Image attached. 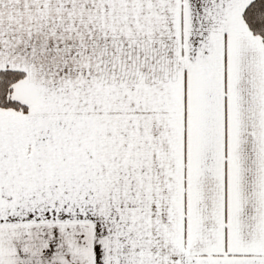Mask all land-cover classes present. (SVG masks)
<instances>
[{
    "label": "snow or ice",
    "instance_id": "1",
    "mask_svg": "<svg viewBox=\"0 0 264 264\" xmlns=\"http://www.w3.org/2000/svg\"><path fill=\"white\" fill-rule=\"evenodd\" d=\"M0 264H264V0H0Z\"/></svg>",
    "mask_w": 264,
    "mask_h": 264
}]
</instances>
